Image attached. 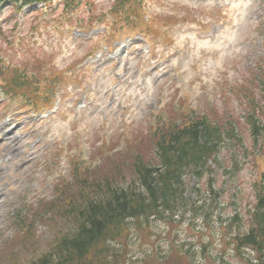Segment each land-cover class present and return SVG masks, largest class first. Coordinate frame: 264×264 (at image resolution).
<instances>
[{"label":"rangeland","instance_id":"obj_1","mask_svg":"<svg viewBox=\"0 0 264 264\" xmlns=\"http://www.w3.org/2000/svg\"><path fill=\"white\" fill-rule=\"evenodd\" d=\"M91 1L92 6L87 0L65 11L64 0H53L54 10L37 20L25 16L36 6L19 14L8 4L0 8V58L6 57L0 64V264H22L32 256L30 239L17 233L13 218L51 199L54 184L68 176L69 163L98 166L103 148L115 144L108 152L114 155L135 138L144 144L143 156L152 161L147 127L164 105L179 99L185 109L200 113L208 105L212 108L206 110L214 108L223 118L213 112L211 119L223 121L230 113L238 118L241 143L218 154L225 168L235 155L237 168L222 172L211 161L196 175L187 170L185 200L202 212L193 217L180 209L170 218H149L147 228L134 224L127 231L124 264H246L233 253L229 242L236 227L227 223L252 205L251 187L264 167V138L259 153L250 155L254 147L245 124L246 112L264 103L253 83L264 81V0H143L139 4L144 15L137 19L152 17L150 27L157 32H150L149 42L131 33L130 18L114 26V0ZM25 43L29 52L21 48ZM116 43L120 52L105 50L80 64L85 53L112 49ZM22 54L27 61L36 54L42 58L38 66H27L29 77L49 64L42 74L33 75L37 85L5 94L4 78L24 62ZM71 77L77 82L66 83ZM58 84L64 87L57 90V113L42 118L34 108L46 104L48 109ZM243 92L254 94L256 106L248 99L237 101ZM111 162L105 159L98 169ZM43 227L35 226L33 236L39 248L47 238ZM171 247L178 252H169ZM245 255L255 257L250 251Z\"/></svg>","mask_w":264,"mask_h":264},{"label":"trees","instance_id":"obj_2","mask_svg":"<svg viewBox=\"0 0 264 264\" xmlns=\"http://www.w3.org/2000/svg\"><path fill=\"white\" fill-rule=\"evenodd\" d=\"M2 1L6 0H0ZM7 1L10 9L15 12L22 5L46 0ZM64 1L67 11L70 5L77 4V8L84 6L87 0ZM88 1L87 4L92 6V1ZM114 1L110 16L115 27L119 22L130 18V30L157 33L150 27L152 17L143 21L137 19L144 15L139 4L143 0ZM47 3L49 4V0ZM42 10L51 11V6L45 5ZM101 16L105 17L103 14ZM21 48H27L28 52L31 50L27 43ZM1 57L0 64L6 58ZM25 59L26 57L24 62L18 64L19 68L11 71L10 78H4L2 88L6 94L25 90L32 84L37 85L33 75L42 74L49 64H42L38 70L31 71L32 77H29L26 73L27 66H38V61L42 58L36 54L32 60ZM0 76L3 77L4 74L0 73ZM259 80L253 82L254 87L259 88L264 98V81ZM248 92L255 91L250 89ZM253 96L254 94L243 92L241 96H237V101L241 98L248 99L250 105L256 106L251 101ZM184 105V100L181 99L177 103L169 102L156 113L155 123L147 127L144 135L151 144L149 150L153 152L152 161L143 156L144 144L141 139L135 138L127 142L114 155L108 154L115 149V144H112L107 150L103 148L101 151V157L97 160L98 166H82L77 163L79 160H73L71 165L69 163L70 177L61 178L54 184V195L51 199L38 202V207L31 210L30 214L17 212L13 218L15 228L23 239H30L28 244L32 255L22 264H124L127 231L134 224L136 229L141 226L147 228L149 218H170L180 212V209L182 215L184 212L193 217L200 214L202 207L189 205L185 200L183 176L187 170H193L195 175L206 170L207 163L211 161L217 167L220 165V171L232 172L237 168L235 155L231 156V163L225 168L224 163L221 164L218 159V154L221 149L230 150L237 143H241L242 136L239 120L231 113L221 121L220 118H223L214 112V108L206 110L212 108L208 105L199 114L195 109H185ZM213 112L220 118L211 119ZM245 121L254 147L248 153L256 155L264 146L260 144V140L264 138V103L262 107L247 111ZM105 159L113 162L98 169ZM101 170L104 172H100ZM211 181L208 184L212 185ZM251 189L252 198L254 197L252 205L244 213L232 216L227 223L229 227H236L229 244L239 261L243 259L246 264H264V167ZM39 224L44 225L42 229L47 235L41 248L33 237L35 226L38 227ZM168 251L178 252L175 247ZM247 251L255 255L254 259L245 255ZM187 252L188 250L181 253L182 256L188 254ZM7 257L14 258L11 254Z\"/></svg>","mask_w":264,"mask_h":264},{"label":"bare ground","instance_id":"obj_3","mask_svg":"<svg viewBox=\"0 0 264 264\" xmlns=\"http://www.w3.org/2000/svg\"><path fill=\"white\" fill-rule=\"evenodd\" d=\"M2 127H3L2 124H0V129H1ZM0 131H2V130H0Z\"/></svg>","mask_w":264,"mask_h":264}]
</instances>
